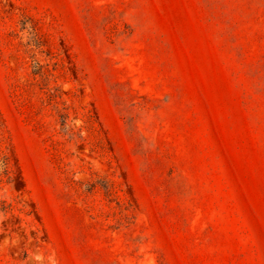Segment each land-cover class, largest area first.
<instances>
[{
	"label": "rangeland",
	"instance_id": "374dc122",
	"mask_svg": "<svg viewBox=\"0 0 264 264\" xmlns=\"http://www.w3.org/2000/svg\"><path fill=\"white\" fill-rule=\"evenodd\" d=\"M0 264H264V0H0Z\"/></svg>",
	"mask_w": 264,
	"mask_h": 264
}]
</instances>
